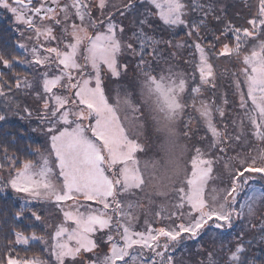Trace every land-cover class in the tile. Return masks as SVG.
Returning <instances> with one entry per match:
<instances>
[{
	"label": "snow or ice",
	"instance_id": "6c2138e0",
	"mask_svg": "<svg viewBox=\"0 0 264 264\" xmlns=\"http://www.w3.org/2000/svg\"><path fill=\"white\" fill-rule=\"evenodd\" d=\"M246 7L236 25L220 0H0L31 33L16 43L23 56L0 50V67L35 74L0 72V122L28 124L0 126V264H177L179 250L205 237L219 247L201 245L197 264H264L253 251L264 246V0ZM157 28H179L186 39L158 37ZM172 48L191 49L190 75L172 63ZM220 59L236 65L235 116L228 94L216 93ZM130 60L134 78L110 95L106 77L125 79ZM20 94L38 104L35 127ZM189 108L205 130L191 149L180 140L195 134L193 117L179 127ZM149 120L163 155L142 160ZM136 192L149 206L153 196L168 201L142 230L148 213L129 198ZM48 208L53 222L41 214ZM24 220L43 233L16 226Z\"/></svg>",
	"mask_w": 264,
	"mask_h": 264
},
{
	"label": "rangeland",
	"instance_id": "374dc122",
	"mask_svg": "<svg viewBox=\"0 0 264 264\" xmlns=\"http://www.w3.org/2000/svg\"><path fill=\"white\" fill-rule=\"evenodd\" d=\"M250 2H253V0H220V5H221V7H223L225 9V11H224L225 13H227L229 11V9H230V11H229L228 14L230 16H231L230 13H232V12L234 13V18L233 19L228 16V17H225V20L226 21L233 20L236 25H239L238 23H240L241 25L244 24L245 21L239 22L236 19L238 17H243L244 15H248V8L246 7V5L248 3H250ZM234 4H235V10L233 8ZM142 11H143V9H142ZM0 12L3 13V15L0 14V18H2L3 20H6L5 21L6 24L11 27L13 33L18 35L17 40L15 39V42L13 43L14 44V50L19 55L23 56L24 55L23 50L19 49L18 47H16V43H17V41L28 43L27 40H25V39H23L21 37V34H20L21 31L24 32V36L25 37H27L28 35H31V33L27 32L24 29L23 25H17L16 23H14V17L12 16L11 13L6 12L3 9H0ZM5 14H6V16H5ZM95 15L98 16L99 13L97 12V13H95ZM210 18H209V20H210ZM7 19H10L9 22L7 21ZM132 19L133 18L131 16L127 17L126 19H123V24L129 29L125 33V39H127L128 37H131V35H132L131 29L134 27V25L132 23ZM17 27L20 28V31H17ZM127 62L129 63V68H128V75H127V77L125 79L119 80L116 77H111V78H107L106 77V84H107L108 89L110 90V95H112V96H115L116 89L120 85L128 84L129 81L134 78V75H135V72H136L135 60H130V61H127ZM19 66L24 67L26 70H28L29 78L30 79L33 78V76L35 74L32 73L27 66H24V65H19ZM215 66H216V72L218 74V79L220 77L222 80L227 82L228 71L220 70V67L217 65V63H215ZM176 68L179 71H183L185 73H188V71L185 68L181 67V66L176 65ZM235 71H236V65H235L234 72ZM218 79H217L216 93L219 96L220 94L226 93V92L219 85ZM229 81L231 82L230 78H229ZM230 91H231V94H230V97H229L230 106L226 110L229 113H231L232 116H235L236 115V107H235V104L232 103V101L235 100L236 98L232 95V91H233L232 88H230ZM204 97L208 98V99H211L212 90L211 89H206L205 92H204ZM186 98H187V94H186ZM33 99H34V97H33ZM187 113L190 114L193 117V125H192V127H193V130H194L195 134L190 139L181 138L180 143L181 144H186L189 147V149H191L193 145H197L198 144V138L205 135V130H204L203 126L198 123V121L196 119L197 114L192 112L191 108H189L187 110ZM35 120H36V117H35ZM179 127H180L181 131L184 130V125L180 124ZM35 138L38 140V142L43 140V137H40V136H37V135H35ZM144 138H145V142L149 145V151H148L147 155H142L141 159L144 160V159H150V158H154V157L155 158L161 157L163 155V153L160 152V145H161V143L163 141V136H162L161 133H158L155 130V126L151 123L150 120L148 121L147 128H146V130L144 132ZM200 146H202V145H200ZM188 155H189V158H190L191 152H189ZM129 198L130 199H134V200L138 199L143 204L144 211H146L148 213L147 217H145L143 212L140 213V216H139V230L143 229L144 219L145 218H147L149 220H155L156 219L155 216L153 215L158 210L156 205L167 204L168 203V201L165 200V198L153 196L152 199L155 201V204L149 206V204H148V195L146 193H141V192H136L134 196H131ZM41 214L45 215V216H51L50 222L55 221L56 218H57L56 217V213L54 212V210H52L50 208H48L45 212H42ZM23 222L26 225H29V223H30V221H26V220H24ZM154 226L155 227H159L161 225H160V223L157 222V223L154 224ZM41 227H42L41 228L42 231H44L43 226H41ZM237 228L232 229L231 231H229V232H227L225 234V237H224V241L225 242L235 239L237 233L240 231V227H239V229H237ZM219 243L220 242L217 241L216 244L213 245L212 241L210 239H208L207 237H205L203 245L205 246V248H208L209 250H212L214 247L218 248L219 247ZM200 246H201V244L197 245V244H189L188 243L185 246L184 249H182L181 251H178L176 253L177 264H197V262L205 260L206 257L204 255L200 254V251H199L200 250ZM183 251H184V256L182 255Z\"/></svg>",
	"mask_w": 264,
	"mask_h": 264
},
{
	"label": "trees",
	"instance_id": "16d2710c",
	"mask_svg": "<svg viewBox=\"0 0 264 264\" xmlns=\"http://www.w3.org/2000/svg\"><path fill=\"white\" fill-rule=\"evenodd\" d=\"M220 7H221V5H220ZM233 8L235 10V4L233 5ZM229 11H230V9H229ZM229 11L227 13L223 12L221 14L224 16V18L229 16L233 19L234 13L233 12L230 13L231 14V16H230L228 14ZM0 14L3 15V13H1V12H0ZM5 16H6V14H5ZM246 18H247V15H244L243 17H238L236 20L239 22H242V21H245ZM9 20L10 19H7L8 22H9ZM5 21L6 20H3L2 18H0V50H6L7 52H10L13 55H19L17 52H15L14 44H13L15 42V39L17 40L18 35L13 33L11 27L8 26ZM231 22L233 24H235V22L233 20H231ZM238 24L241 25L240 23H238ZM216 26L217 25L215 24V21H213L212 18H210V27H216ZM156 32H157L158 37L162 36L164 39H172L174 43L182 42L186 39L184 31L179 29V28L176 30L175 29L164 30L162 28H157ZM173 32L175 33V35L169 34V33H173ZM170 51L176 53V58L172 61V63L185 68L188 71V74L190 75L192 72V66L189 63H185V61H188L191 59V57L189 55V53L191 52V49L172 48V49H170ZM215 63H217V65L220 67V70L228 71L227 82H225L224 80H222L219 77L218 83L225 90V92L228 94V96L230 97L231 82L229 81V78H230V74L233 73L235 70V64L233 62L227 60V59H220V60L215 61ZM0 72H3L5 74V76H4L5 79H8L13 74V72H18L21 75H25V74L29 75L28 70H26L24 67H21L19 65H17L16 68L13 70H9V69L0 67ZM18 102L21 104L22 107L25 104H27L33 109L34 115L32 118L31 126L35 127L36 126L35 111L38 107V104L36 103L35 99H33V97L31 95L20 94ZM2 107H3V105H2V103H0V108H2ZM189 115L190 114H188L187 112L185 113L183 121L180 123L181 125H184V122L187 121ZM0 126H2L3 129H14L17 127H25L26 128V127H28V124L26 121H21L18 116H10L9 117V123L4 124L3 122H0ZM33 139L37 140L35 138V134L33 135ZM26 142H28V141H26ZM20 156H21V159L25 158L23 153H21ZM6 199H7V195L5 193H0V206L4 205V202ZM13 199H14V197H13ZM26 221H28V220H26ZM16 226L22 230H25L26 233H29L30 231H33V230H36L39 234L43 233L41 226L33 229L32 227H26L27 225L24 224V222L19 223ZM237 229H239V226ZM203 242H204V239H202L200 241H196V242H189V244H197V245L201 244V245H203ZM203 247L205 248L204 245H203ZM181 250H179V251H181ZM33 251H39V249H33ZM253 251H254L257 259L264 258V246L257 245L254 247ZM21 254L22 255L24 254L23 251L21 252ZM28 254L30 255L31 252H29ZM182 255L184 256V251L182 252Z\"/></svg>",
	"mask_w": 264,
	"mask_h": 264
}]
</instances>
